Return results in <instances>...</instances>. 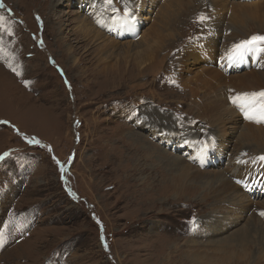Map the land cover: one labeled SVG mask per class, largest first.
<instances>
[{"label": "rangeland", "instance_id": "374dc122", "mask_svg": "<svg viewBox=\"0 0 264 264\" xmlns=\"http://www.w3.org/2000/svg\"><path fill=\"white\" fill-rule=\"evenodd\" d=\"M127 3L137 32L118 22L125 0H0V264H235L219 243L244 232L264 256V198L241 188L264 165L251 156H264V123L209 122L188 100L208 94L205 69L264 76L251 56L242 70L209 61L264 36V0ZM143 38L165 45L164 68L136 79L124 57Z\"/></svg>", "mask_w": 264, "mask_h": 264}, {"label": "bare ground", "instance_id": "6f19581e", "mask_svg": "<svg viewBox=\"0 0 264 264\" xmlns=\"http://www.w3.org/2000/svg\"><path fill=\"white\" fill-rule=\"evenodd\" d=\"M208 26L213 27V33H210L211 35L216 36L218 33L221 32L220 26L218 23H208ZM125 28H128V29L134 28L136 29V32H137L139 26L137 24H132L130 25V27L125 26ZM206 35H209L207 31H206ZM202 39L210 42V44L206 43V45L208 46H205V47L207 48H212L211 46H214V47L217 46V42H216L217 38H202ZM240 41L242 40H234L232 42V45L231 44L223 45L220 50L218 49L217 51L209 55V58L211 57L209 61H212L214 56L222 53L223 57L221 56L216 61V63H219V65L221 66L222 65L227 66L230 64L232 65V63H230L227 58L229 55L228 53L229 50L226 49L227 48L226 46H228V49L229 48L232 49L233 45L239 43ZM164 47L165 45H160L158 42L150 41L149 39L143 38L142 41L138 42L137 44L134 43L132 47L129 46L127 48L128 50L127 52H125L126 54L124 57V63L127 66L132 64L134 67L137 68L138 76L136 77V79L141 78V77L144 78L149 75H155L159 70L164 68L163 66L164 62L159 61L163 54V53L161 54V52L163 51ZM204 51L206 50H202V53ZM191 56L192 55H190V53H187V54L182 53L180 54L179 61L182 60L183 62H187L189 60V57ZM250 56H251V61H254V64L256 65L255 70L259 71L261 66L264 65L263 63L264 58L260 59L259 55L256 52H254L252 55L250 53L247 54L242 62L233 64L234 68L239 66L240 70H242L244 66L248 67V65L246 66L245 64L246 63L248 64V62L250 61L249 59ZM222 59H226L227 61H223ZM173 62L174 61H172L170 64H172ZM221 66H219L218 68L220 69V71L224 72L225 74L230 73L227 70H223ZM171 69L173 73H175L174 70H176V67H171ZM119 71H116V72L107 71L106 74L109 75L110 77H117L119 76V73H118ZM200 78L206 81L205 82L207 83L206 86H209V88L207 89L208 94L203 96L202 93L198 94L195 91H192V92H189V96L188 95L187 96L189 98L188 100L190 101V106L192 108L191 110L195 111L196 109L195 107L198 108L196 109V112H195L196 117L198 118L201 117L202 119H206L209 122L224 123L226 119H229L234 116L242 115L243 112H241L240 109L231 102V98L241 93H252V91L249 90V85L257 87L255 89L256 92H260L259 89H264V76L257 74V73L247 75L243 77L241 80H238L236 78H229L223 73L214 74L213 70L205 69L204 71L200 73ZM201 79H197V81ZM138 88H141V86L136 85L134 90ZM187 88H190V87H187ZM211 91H213L214 94H216V96L209 97ZM213 97L214 99H212ZM261 146L264 147L262 143L257 141L256 142L257 149L260 148ZM192 148H195V147L192 146ZM211 148L212 146L208 150H210ZM251 156L252 158H254L255 161H257L256 158L258 157L256 155H251ZM199 163H202V162L199 161ZM260 166L261 167L259 170H257L258 167H255V170H257V172L251 174L249 176V180L245 179L241 181V188L250 197L252 201H260L264 198V191L254 189L253 187L248 186L246 183V182L254 183L257 186L261 185L260 187L263 186V190H264V165H260ZM243 187H245L246 191L244 190ZM247 239H249V236H247L244 232L229 240H225L224 242L219 243L220 249L218 250L219 251L218 253L224 254L225 256L229 255V261H233L235 264H257V263L261 264L259 263V261L264 260V256L257 258V259L255 258L252 259L251 254L248 253L246 250L248 243H250L249 240L247 241ZM189 253L192 255L191 258L193 261L194 260L193 256L195 252L189 251ZM201 261L202 260H198V263Z\"/></svg>", "mask_w": 264, "mask_h": 264}, {"label": "snow or ice", "instance_id": "6c2138e0", "mask_svg": "<svg viewBox=\"0 0 264 264\" xmlns=\"http://www.w3.org/2000/svg\"><path fill=\"white\" fill-rule=\"evenodd\" d=\"M104 3L108 6H111L113 4V0H104ZM2 19L3 18H0V21H2ZM198 19L201 23H204L208 17L204 14H201ZM134 21L135 14L127 3V0H125L123 13L120 15L118 22L131 25L134 23ZM3 51L4 49L0 48V52ZM252 52H264V36L254 35L233 45L227 58L232 64L240 63L244 60L247 54ZM231 102L236 105L241 112H243L246 119L256 123H264V91L237 94L231 98ZM36 143H39V141H36ZM198 143L200 144L201 153L206 152L212 146V144H210L208 141H201ZM8 155V153L0 155V161H4ZM256 159L258 161H264V156L258 157ZM238 162L247 163V161ZM261 214L264 215V213ZM193 223H195V221H193ZM5 242V235L0 233V247H2ZM105 246L107 247V245Z\"/></svg>", "mask_w": 264, "mask_h": 264}]
</instances>
